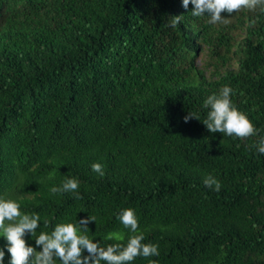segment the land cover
Returning <instances> with one entry per match:
<instances>
[{"label": "trees", "instance_id": "trees-1", "mask_svg": "<svg viewBox=\"0 0 264 264\" xmlns=\"http://www.w3.org/2000/svg\"><path fill=\"white\" fill-rule=\"evenodd\" d=\"M191 10L0 0V197L39 214L37 235L94 216L90 238L126 244L133 234L117 215L132 208L160 252L134 264H264V13L222 12L211 25ZM225 85L256 136L206 130L203 100ZM209 174L219 192L204 186ZM67 177L79 179V199L50 192Z\"/></svg>", "mask_w": 264, "mask_h": 264}, {"label": "clouds", "instance_id": "clouds-1", "mask_svg": "<svg viewBox=\"0 0 264 264\" xmlns=\"http://www.w3.org/2000/svg\"><path fill=\"white\" fill-rule=\"evenodd\" d=\"M192 5L191 15L196 18L208 17L211 25L224 24L226 18L222 12L231 14L241 10L256 11L264 13V0H181V6L188 9ZM181 16L173 18L174 24L181 21ZM256 21L250 20L249 26H254ZM198 85V81L194 86ZM233 89L223 86L217 93L208 95L202 103V108L207 110L203 125L209 133H221L224 136L238 139L254 137L259 133L247 115L235 106L231 97ZM195 118L200 120L196 114L188 113L184 120ZM257 152L264 155V139L256 145ZM91 170L103 177L104 165L93 163ZM206 188L219 192L220 181L212 176L206 175L203 179ZM80 181L76 177L65 178L60 186L50 189L52 194L71 193L79 199ZM94 216L80 218L75 223H58L51 232H40L36 230L41 226V217L38 213H25L21 210V204L13 199L0 197V238L5 241L0 247V264H5L6 253L9 254L7 264H134L137 257L149 258L160 255L157 244L144 243L145 235L139 231L138 217L132 208L122 209L117 219L124 229L133 235L128 236L126 244L113 243L101 247L99 240H94L87 234L88 224L95 223ZM47 223V222H45ZM36 236L35 245L40 248L36 250L31 244H27L24 237ZM120 239L109 234L106 239ZM87 255H84V253ZM151 264H156L152 261Z\"/></svg>", "mask_w": 264, "mask_h": 264}]
</instances>
